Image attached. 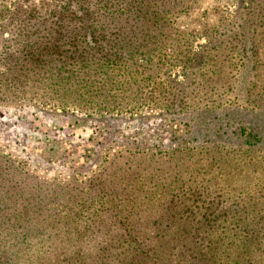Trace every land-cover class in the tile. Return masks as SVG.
Returning <instances> with one entry per match:
<instances>
[{
	"label": "rangeland",
	"instance_id": "obj_1",
	"mask_svg": "<svg viewBox=\"0 0 264 264\" xmlns=\"http://www.w3.org/2000/svg\"><path fill=\"white\" fill-rule=\"evenodd\" d=\"M251 220L264 0H0V264H259Z\"/></svg>",
	"mask_w": 264,
	"mask_h": 264
},
{
	"label": "trees",
	"instance_id": "obj_2",
	"mask_svg": "<svg viewBox=\"0 0 264 264\" xmlns=\"http://www.w3.org/2000/svg\"><path fill=\"white\" fill-rule=\"evenodd\" d=\"M198 241L193 245L184 243L188 246L178 248L177 258L166 260L164 264H225L224 259L226 247L218 240L213 239L211 232L206 235H197ZM221 234H219L220 239ZM239 239L242 262L259 258V264H264V223L245 222V226H239ZM25 241H20L17 246L21 251L25 248ZM237 255L239 253H236ZM235 264H239L237 261Z\"/></svg>",
	"mask_w": 264,
	"mask_h": 264
}]
</instances>
